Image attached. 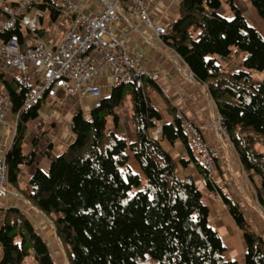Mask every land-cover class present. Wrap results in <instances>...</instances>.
<instances>
[{"label":"trees","instance_id":"1","mask_svg":"<svg viewBox=\"0 0 264 264\" xmlns=\"http://www.w3.org/2000/svg\"><path fill=\"white\" fill-rule=\"evenodd\" d=\"M8 0H0L4 4ZM232 19L216 13L220 0H181L176 19L161 40L204 84L231 142L242 170L253 183L255 197L264 208V37L249 25L233 0H226ZM264 23V0H249ZM36 7L51 20L60 6L44 0ZM23 41L21 27L16 31ZM232 57L238 68H228L217 57ZM3 92L13 115L28 89L18 77L2 78ZM113 85L102 94L88 115L71 116L72 140L50 162L48 172L36 167L29 177L28 202L51 222L65 255V264H240L225 258L223 240L210 226L203 192L191 176H181L178 164L162 142L181 143L190 160L214 190L205 166L188 141L183 120L167 101L170 122L151 104L149 93H160L147 75ZM39 102L21 111L10 145L3 152L6 182L18 186L19 165H30L35 140L24 150L26 123L37 117ZM128 108L132 139L108 129L117 126L118 110ZM157 139L150 130L158 126ZM129 153L138 164L129 166ZM259 178V186L252 176ZM244 240V263L264 264V236L249 228L239 204L222 197ZM0 264H56L43 237L17 207L0 208Z\"/></svg>","mask_w":264,"mask_h":264},{"label":"crops","instance_id":"2","mask_svg":"<svg viewBox=\"0 0 264 264\" xmlns=\"http://www.w3.org/2000/svg\"><path fill=\"white\" fill-rule=\"evenodd\" d=\"M16 0H8L5 4ZM77 6L89 15L97 14L101 10L98 0H72ZM181 0H144L152 23L166 27L172 20L176 19L178 4ZM43 15L39 18L37 32L32 34L25 28L23 30V45H33L36 43L46 47L53 48L62 38L63 31L68 26V17L59 15L55 20H51L47 10H42ZM124 17L113 24V28L118 38L124 39L127 50L130 54L142 51L143 59L138 64L146 71H157L154 78L160 93L151 91L149 98L151 104L161 113L162 122H170L171 116L166 112L167 101L175 108L178 116L184 121L188 120L198 126L204 142L215 148L217 158L215 159V169L210 174V182L213 183L214 190H209L205 185L204 176L195 167L194 162L190 160L186 165L182 160L188 159L185 147L181 143L170 146L162 142L165 150L172 153L178 164L177 172L181 176H191L198 188L203 192L204 202L208 207V221L210 226L215 228L220 234L225 250L223 255L229 260H236L240 264L244 263V240L241 232L237 229L231 215L229 214L222 197L231 199L232 193L235 196L245 197V193L250 190V182L244 179V171L240 165L236 152L229 139L215 129V119L217 110L215 104L210 98L207 88L204 84L190 77V70L183 60L169 48L152 29L146 27L139 21L136 13L128 7L124 9ZM33 13V8L29 11ZM45 15L47 19L45 20ZM44 21L48 25L57 23V33L44 28ZM1 72V71H0ZM2 78L10 80L18 77L17 73L12 71L1 72ZM94 84L100 87L101 95L110 91L109 83L111 78L106 74L94 79ZM0 92H3V85L0 82ZM101 97V96H100ZM94 98L90 95H72L65 97L59 95L53 98H42L39 101L37 117L26 123V135L24 138V150L29 149L33 140H35L36 154L34 162L30 165L21 164L19 166L18 186L6 185L8 194L0 199V208L17 207L31 221L34 229L43 237L47 243L53 260L56 264H61L62 255L60 245L54 232L52 222L42 213L31 205L27 200L30 192L28 180L36 167L44 172H48L51 159L57 156L72 140L71 116L81 110L84 115H88L92 109ZM127 111L126 120H118L117 128L120 134L132 139V132L127 126L128 108L121 109ZM118 110L117 112L121 111ZM5 125L0 129V140L8 138V143L12 138L13 126L15 123L14 115L11 110L6 113L4 118ZM125 123V124H124ZM160 122L158 123L159 126ZM123 125H126L127 129ZM67 130V137H63V131ZM117 131V132H118ZM153 131L151 130V133ZM28 134V135H27ZM7 143V144H8ZM1 152V151H0ZM4 152V151H2ZM52 154V156H51ZM138 165V164H137ZM132 169V168H131ZM138 170V169H137ZM245 174V173H244ZM249 183V186H248ZM239 193L241 195H239ZM255 196L253 193H251ZM239 202L241 198H238ZM232 200V199H231ZM241 203V202H240ZM246 210V208L244 207ZM252 214L253 229L264 236V219L259 212V207L253 208ZM55 256V258H54ZM1 258V250H0ZM57 258V261L55 260ZM21 264H33L31 259L27 258Z\"/></svg>","mask_w":264,"mask_h":264},{"label":"built area","instance_id":"3","mask_svg":"<svg viewBox=\"0 0 264 264\" xmlns=\"http://www.w3.org/2000/svg\"><path fill=\"white\" fill-rule=\"evenodd\" d=\"M43 1L16 0L0 4V71L17 73L22 85L28 89L21 107L14 115L15 122L21 111L29 109L42 98L58 97L60 94L65 97L90 95L94 98L92 106H97L101 89L93 81L99 76L107 74L111 78L110 88L134 79L139 83V77L143 74L153 79L156 77L157 71L149 72L138 66L144 57L143 52L130 54L124 39L118 38L113 28V24L124 17V9L128 7L138 15L141 23L161 36L165 27L152 23L144 0H98L101 10L93 15L82 11L72 0H50L60 6V13L68 17V26L63 31L61 40L53 48L39 43L24 46L16 31L23 27L32 34L37 32V24L43 11L36 4ZM32 8L33 13L30 14ZM217 59L221 61L223 58L218 56ZM190 77H193L192 73ZM9 110L8 96L0 92V128L5 125L4 118ZM183 125L190 145L210 176L215 169L216 149L204 142L198 126L188 120H184ZM15 127L14 123L12 138ZM153 129L151 137L157 139L161 127ZM215 129L227 137L223 120L218 113ZM9 145L10 142L6 148ZM6 185L4 156L1 151L0 199L8 194ZM1 217L0 212V222Z\"/></svg>","mask_w":264,"mask_h":264},{"label":"rangeland","instance_id":"4","mask_svg":"<svg viewBox=\"0 0 264 264\" xmlns=\"http://www.w3.org/2000/svg\"><path fill=\"white\" fill-rule=\"evenodd\" d=\"M234 4L241 9L242 14L244 15L245 19L247 20L248 24L253 26L254 28H256L260 34L264 37V23L262 22V20L260 19V17L258 16L257 12L254 10V8L251 6L249 0H233ZM216 13L227 18V19H232L233 18V13L231 12V9L228 5V3L226 2V0H220V6L216 9ZM63 15H59V18L61 19ZM47 19V15H45V20ZM44 28H47L49 31L53 32L54 34L57 33V23L53 24V25H48L46 23V21H44ZM228 68H238L239 67V63L237 62L236 59L232 58V57H228L226 59H222L221 60ZM253 76L256 79H263L264 78V69L261 71H254L253 72ZM127 111H119L118 115H119V120L122 121V123L126 120V115L127 113H125ZM125 124V123H124ZM108 129H112L114 131H118L117 126H114L113 120L112 118L108 119ZM125 129H127L126 125H123ZM128 126V124H127ZM129 128V126H128ZM130 129V128H129ZM152 133L151 136H153L154 133V129H152ZM119 132V131H118ZM151 132V130H150ZM26 135V134H25ZM28 135V134H27ZM63 137H67L68 132L65 129L63 131ZM8 143V138H4L2 140H0V151H3ZM37 147V145L35 146V148ZM262 149H264V147H262ZM52 156V154H51ZM129 166L136 171L138 169V165L136 160L133 159V156L129 153ZM242 176L244 177V179L248 182V178L247 176L243 173ZM253 182L255 184H257L259 186V178L256 175L252 176ZM250 182V186L248 183V186L250 188V190L248 191V193H245V197H238L241 198L240 202L239 199L237 198V196H235V193H232L231 199L234 202H237L241 208V210L243 211L247 221L249 222V228L252 229L253 231H255L253 229V224H252V219H251V215L252 214H248L246 213V210L251 213V211L254 209H256L257 207H259V212L261 213V215L263 216L262 218L264 219V208H262L256 197L253 196L251 193H253L255 195V191H254V187H253V183L249 180ZM239 195H241L239 193ZM204 200V199H203ZM244 207L246 208V210L244 209ZM39 212V211H38ZM256 232V231H255ZM57 239V238H56ZM58 241V239H57ZM59 243V242H58ZM60 245V244H59ZM60 251H61V255H62V261L61 264H65L66 263V255L65 252L62 248V246L60 245ZM55 258V256H54ZM57 261V258L55 259Z\"/></svg>","mask_w":264,"mask_h":264}]
</instances>
